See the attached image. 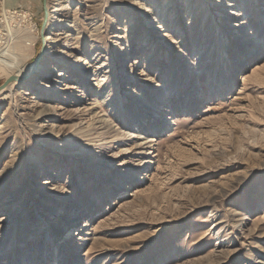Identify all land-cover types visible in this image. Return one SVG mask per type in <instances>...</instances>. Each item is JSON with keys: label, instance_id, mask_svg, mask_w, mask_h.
<instances>
[{"label": "rangeland", "instance_id": "1", "mask_svg": "<svg viewBox=\"0 0 264 264\" xmlns=\"http://www.w3.org/2000/svg\"><path fill=\"white\" fill-rule=\"evenodd\" d=\"M183 1L0 0L69 70L0 94V264H264V10Z\"/></svg>", "mask_w": 264, "mask_h": 264}, {"label": "bare ground", "instance_id": "2", "mask_svg": "<svg viewBox=\"0 0 264 264\" xmlns=\"http://www.w3.org/2000/svg\"><path fill=\"white\" fill-rule=\"evenodd\" d=\"M55 1L57 2L58 7L56 8V10L54 12L59 13V12L63 11V8H64L63 4L66 0H55ZM189 1H191V0H184L181 3V5L185 4L188 6ZM241 2H242V5L240 4ZM256 3H259L258 5H261L260 10H264V0H222V2L220 1V3H218V6H220V8L223 10L221 12V15L224 14L223 16H225V17L234 18V19H232L234 21H238L239 19L244 20V22H242L241 25L243 24L242 26H245V27H240V28H243V30L242 31L239 30L238 35H241L239 39L243 38V36L245 34V30H247V28H249V27L250 28H256V26H257L256 24H254L255 22H253V20L248 19V18H250L249 14L251 13V9L255 6ZM134 4L137 7L140 14L143 15L146 18V20H149L151 26H154L155 25L154 24L155 18L152 17L153 14H152V11L149 10L148 4L145 1L144 2L141 1V3H139V4L138 3H134ZM248 6H250L251 8L248 9ZM226 12H228L227 14H229V15H226ZM153 13L155 14V12H153ZM62 16L63 15L57 16V21L59 23L63 22ZM2 21H4V22H2ZM239 23L240 22L238 21L237 23H235L233 25V27L239 25ZM3 24H6L5 29H6L7 34L5 37V42L3 43L5 46L0 48V69H2V70H8V69L9 70L10 69L15 70L14 76L16 77V82H18L21 85L28 78L32 79L31 78L32 75L37 73L36 76L32 79L31 83L34 82L36 86L41 85V87H44L48 90L55 88V83L56 84L59 83L62 80V78H65L67 76V74L69 73V70L66 69V63H59V65L57 67L56 66L54 67L53 64H51L50 66L41 65L40 64L41 61H40L37 66H35L32 63V64H29L27 67H24V68L21 67V57L22 56L19 53L25 52L26 49L29 47L33 48L35 43H36V37L32 34L33 33L32 28H29L30 32L28 35H21L18 30L15 31L14 27L11 25L10 18H8L7 16H5V18H0V33L2 31ZM229 25H232V23ZM154 28L156 31H158V34H159V31L162 30L161 23L158 24L157 26H154ZM260 28H262V27H260ZM68 30L65 31L64 29H62L56 35L49 36L47 38V42L49 43L50 41H52V42L57 43V42H60L62 40L64 42H66L67 39H65V35H67L69 33ZM98 30L99 29H96V30H94V32H98ZM246 32L250 33L249 30ZM146 52H147V50H146ZM73 55H74V53L71 54L70 56H73ZM49 56H51V54H49ZM58 61L60 62V60H58ZM97 61H98V63H96V65L98 67H96L94 69L95 75H98L97 71L105 68V65L103 64V62H101L100 60H97ZM92 63H93L92 61L87 60L85 65H84V69H82L81 71H85V72L88 71V67L93 66ZM257 68H260V67H257ZM55 69H57L56 72H58L56 75V77H57L56 80H55V75H52L54 73ZM89 72L90 71H88V73ZM87 76H89V74L85 75V78ZM85 78H84V80H86ZM58 89L59 88H57V87L55 88V90H58ZM3 90L4 89L0 90V94L3 92Z\"/></svg>", "mask_w": 264, "mask_h": 264}, {"label": "water", "instance_id": "3", "mask_svg": "<svg viewBox=\"0 0 264 264\" xmlns=\"http://www.w3.org/2000/svg\"><path fill=\"white\" fill-rule=\"evenodd\" d=\"M47 12H46V18H47ZM46 22H47V19H46V21L44 22V25H43V27H45V25H46ZM43 56H44V52L42 51L41 52V54H40V56H39V58L37 59V61H36V63H35V66H37L38 65V63L41 61V59L43 58ZM14 82H16V77L15 76H12V77H10V78H8L7 79V81L0 87V90H2V89H6L7 87H9L11 84H13Z\"/></svg>", "mask_w": 264, "mask_h": 264}]
</instances>
